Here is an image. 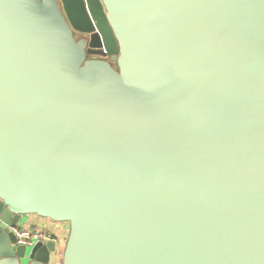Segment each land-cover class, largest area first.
<instances>
[{"label": "water", "instance_id": "water-1", "mask_svg": "<svg viewBox=\"0 0 264 264\" xmlns=\"http://www.w3.org/2000/svg\"><path fill=\"white\" fill-rule=\"evenodd\" d=\"M27 215L61 264H264V0H0V264L51 263Z\"/></svg>", "mask_w": 264, "mask_h": 264}, {"label": "crops", "instance_id": "crops-1", "mask_svg": "<svg viewBox=\"0 0 264 264\" xmlns=\"http://www.w3.org/2000/svg\"><path fill=\"white\" fill-rule=\"evenodd\" d=\"M47 219L39 217L37 215H27L23 218V222L20 224V226L32 228V227H43L44 225L49 226L51 229L50 232L56 233L55 235L59 238V241L56 245V251L52 256V261L50 264H61L62 259V253L64 250V245L66 238L68 236L69 232V225L67 223H60L59 225L57 223H52L50 221H46ZM25 264V261L23 262Z\"/></svg>", "mask_w": 264, "mask_h": 264}, {"label": "built area", "instance_id": "built-area-1", "mask_svg": "<svg viewBox=\"0 0 264 264\" xmlns=\"http://www.w3.org/2000/svg\"><path fill=\"white\" fill-rule=\"evenodd\" d=\"M9 231L14 234L17 245H24L27 248H31L37 242L51 241L57 245L59 241V238L54 233L43 227L31 229L16 225L14 227H9Z\"/></svg>", "mask_w": 264, "mask_h": 264}, {"label": "flooded vegetation", "instance_id": "flooded-vegetation-1", "mask_svg": "<svg viewBox=\"0 0 264 264\" xmlns=\"http://www.w3.org/2000/svg\"><path fill=\"white\" fill-rule=\"evenodd\" d=\"M74 35L76 36L77 39H80L81 37L84 36L83 34H79V33H77V32H74ZM86 57H87V58H89V57L98 58V57H100V56H98V55H87ZM107 59H108V56H107Z\"/></svg>", "mask_w": 264, "mask_h": 264}, {"label": "rangeland", "instance_id": "rangeland-1", "mask_svg": "<svg viewBox=\"0 0 264 264\" xmlns=\"http://www.w3.org/2000/svg\"><path fill=\"white\" fill-rule=\"evenodd\" d=\"M45 219H47L46 221H50V222H54V223H57L58 225L60 224V223H62V222H55V221H52V220H50V219H48V218H45ZM64 223H66V222H64ZM68 224V223H67ZM47 225H48V223H47ZM47 225H44L43 226V228H45V229H47V230H49V231H51V229L49 228V226L47 227ZM69 225V224H68ZM54 233V232H53ZM54 234H56V233H54ZM68 234V233H67ZM22 262H23V260H22Z\"/></svg>", "mask_w": 264, "mask_h": 264}]
</instances>
